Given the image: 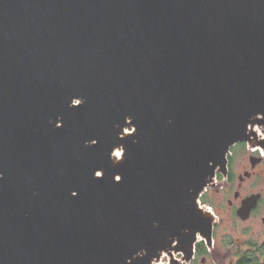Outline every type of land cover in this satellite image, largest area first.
<instances>
[{
  "label": "water",
  "instance_id": "water-1",
  "mask_svg": "<svg viewBox=\"0 0 264 264\" xmlns=\"http://www.w3.org/2000/svg\"><path fill=\"white\" fill-rule=\"evenodd\" d=\"M239 143L264 0H0V264L190 257Z\"/></svg>",
  "mask_w": 264,
  "mask_h": 264
},
{
  "label": "flooded vegetation",
  "instance_id": "flooded-vegetation-1",
  "mask_svg": "<svg viewBox=\"0 0 264 264\" xmlns=\"http://www.w3.org/2000/svg\"><path fill=\"white\" fill-rule=\"evenodd\" d=\"M205 193L211 237L198 235L190 257L167 251V264H264V151L232 147L226 172Z\"/></svg>",
  "mask_w": 264,
  "mask_h": 264
},
{
  "label": "rangeland",
  "instance_id": "rangeland-1",
  "mask_svg": "<svg viewBox=\"0 0 264 264\" xmlns=\"http://www.w3.org/2000/svg\"><path fill=\"white\" fill-rule=\"evenodd\" d=\"M255 131H257L258 135L260 134V132L257 130V128H256ZM238 148H239V146H236V148L234 149V151H235V150H238ZM214 183H215V182H214ZM207 190H208V189H207ZM205 194H206V193H204L203 195H205ZM202 197H203V196H202ZM201 200H202V198H201ZM203 203H204V202L199 201L200 207H202V208L205 207ZM156 264H167V256L164 255L163 258H161V260L159 261V263H156Z\"/></svg>",
  "mask_w": 264,
  "mask_h": 264
},
{
  "label": "bare ground",
  "instance_id": "bare-ground-1",
  "mask_svg": "<svg viewBox=\"0 0 264 264\" xmlns=\"http://www.w3.org/2000/svg\"><path fill=\"white\" fill-rule=\"evenodd\" d=\"M255 130H256V128H255ZM115 155H116V157H118L120 154H119V152H116Z\"/></svg>",
  "mask_w": 264,
  "mask_h": 264
}]
</instances>
